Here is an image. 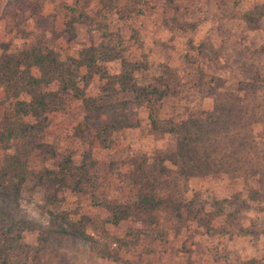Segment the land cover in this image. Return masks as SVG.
I'll use <instances>...</instances> for the list:
<instances>
[{
    "label": "rangeland",
    "instance_id": "rangeland-1",
    "mask_svg": "<svg viewBox=\"0 0 264 264\" xmlns=\"http://www.w3.org/2000/svg\"><path fill=\"white\" fill-rule=\"evenodd\" d=\"M33 48L69 64L80 92L49 84L61 96L43 134L0 142L9 257L264 264V0H0V56ZM121 58L138 86L168 84L160 116L199 133L193 145L179 151L140 98L109 82ZM1 102L0 89V118ZM190 160L208 167L182 172ZM143 195L165 202L148 207ZM174 203L198 217L174 219ZM53 217L59 231L44 238L36 226Z\"/></svg>",
    "mask_w": 264,
    "mask_h": 264
},
{
    "label": "trees",
    "instance_id": "trees-1",
    "mask_svg": "<svg viewBox=\"0 0 264 264\" xmlns=\"http://www.w3.org/2000/svg\"><path fill=\"white\" fill-rule=\"evenodd\" d=\"M91 63L94 59L89 56ZM121 72L109 78V82L117 83L121 89L130 90L133 92V97L142 100V106L146 112V118L150 128L157 133L171 134L175 139L177 147L180 150L186 149L189 145L199 137V133H190L183 126L180 130L175 121L164 119L160 116L161 106L165 97V87L158 88L157 86H138L135 78L132 75L130 65L120 60ZM76 72L69 67V64L59 62L54 56L49 54V51L41 49H29L19 51L17 53L9 52L0 56V89L4 93L6 103H2L4 115L0 118V142L3 140H19L28 138L33 140L35 136H41L44 127L48 123L49 105L52 104L57 97L44 90L49 84H56L58 91H69L74 95L80 92V89L75 83ZM165 83V82H164ZM105 128H100L96 135ZM103 139V138H102ZM10 159V158H9ZM12 158L11 160H13ZM9 162V161H8ZM179 164L182 172H200L208 165H202L201 160ZM70 168L68 158H64L59 169V178L62 179ZM196 175V174H195ZM165 201L162 199L153 200L152 198L143 195L140 197V204L148 207H159ZM188 207V204H186ZM182 203H174L167 209L168 213L177 220H183L188 214L192 213L191 217H198L199 209H194L193 212L188 210ZM197 213V214H195ZM113 217L116 216L115 209L111 211ZM56 224H48L46 226H36L38 233L42 237H47L59 231L58 221L55 217L52 218ZM0 221L10 223L9 218L4 213H0ZM13 227L18 228V221L13 222ZM3 225V224H2ZM8 227V225H7ZM2 231H9V228L2 227ZM3 233V237L5 236ZM251 263V262H250ZM0 264H35L12 259L8 256L7 251L0 244Z\"/></svg>",
    "mask_w": 264,
    "mask_h": 264
}]
</instances>
